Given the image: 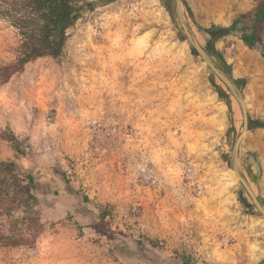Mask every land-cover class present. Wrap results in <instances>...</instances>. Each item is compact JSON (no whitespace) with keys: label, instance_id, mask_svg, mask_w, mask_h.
Segmentation results:
<instances>
[{"label":"rangeland","instance_id":"374dc122","mask_svg":"<svg viewBox=\"0 0 264 264\" xmlns=\"http://www.w3.org/2000/svg\"><path fill=\"white\" fill-rule=\"evenodd\" d=\"M261 2L183 0V12L216 62L247 82L239 166L264 203V129L254 127L264 121V38L251 50L229 36L211 51L199 30L251 17ZM181 29L166 1L119 0L86 13L60 58L0 81V163L33 175L41 219L34 230L20 212L0 219V230L31 233L0 245V264H264V219L242 203L251 200L229 164L239 103L220 98L211 78L226 87ZM20 47L0 18V66Z\"/></svg>","mask_w":264,"mask_h":264},{"label":"trees","instance_id":"16d2710c","mask_svg":"<svg viewBox=\"0 0 264 264\" xmlns=\"http://www.w3.org/2000/svg\"><path fill=\"white\" fill-rule=\"evenodd\" d=\"M116 1L119 0H0V18L14 27L21 37L20 56L15 63L0 66V81L8 83L14 75L23 73L28 64L39 59L60 58L67 47L69 32L79 20L86 13L94 12ZM199 30L202 35L208 36L211 51L215 50L213 47L217 42L229 36L239 38L246 47L255 50L262 44L264 38V2L259 4L253 16L242 15L228 27L213 25L209 29ZM179 38L182 39V36L179 35ZM218 55L225 64L222 54ZM262 57L264 58V51ZM226 69L230 72L229 68ZM235 81L242 90L247 83L245 79ZM211 82L220 98L232 107L228 90L213 78ZM254 124L255 128L264 129L263 120H256ZM3 139L12 145L17 156L27 155L23 141L11 129L4 131ZM36 188L37 183L32 174L25 173L15 162H1L0 219L14 218L16 213L20 212L23 215L17 221L34 225L31 226L32 230L40 225V215L36 210L39 200L33 194ZM12 193L14 198L11 197ZM241 200L245 206L250 207L244 197ZM30 236L31 233H28L27 229L0 230V245L4 247L25 245Z\"/></svg>","mask_w":264,"mask_h":264},{"label":"water","instance_id":"95a60500","mask_svg":"<svg viewBox=\"0 0 264 264\" xmlns=\"http://www.w3.org/2000/svg\"><path fill=\"white\" fill-rule=\"evenodd\" d=\"M167 6L170 8L171 15L173 19H177L181 25V36L186 40L193 53L200 57L202 61L206 64L208 69L223 83V85L228 90V93L232 95L239 103L242 118H243V132L240 133L232 144V152L230 156V168L235 172L236 177L244 187L245 193L251 200L250 207L255 208L257 213H259L264 219V203L253 191L250 182L240 170L239 160H240V146L244 133L250 129V115L246 107V100L243 94V90L240 85L235 81L232 74L221 64L216 62L210 51L202 46L198 38L196 37L190 23L183 12V0H165Z\"/></svg>","mask_w":264,"mask_h":264}]
</instances>
